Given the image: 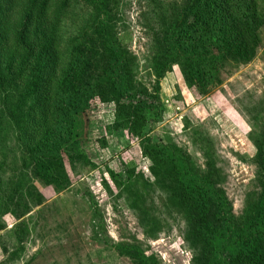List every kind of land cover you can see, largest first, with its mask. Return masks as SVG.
Instances as JSON below:
<instances>
[{
  "label": "trees",
  "instance_id": "trees-1",
  "mask_svg": "<svg viewBox=\"0 0 264 264\" xmlns=\"http://www.w3.org/2000/svg\"><path fill=\"white\" fill-rule=\"evenodd\" d=\"M146 1L144 28L151 37L150 63L159 80L177 65L186 86L205 95L219 86L217 73L224 60L247 64L258 50L264 0H186L181 8ZM120 4L0 0V143L7 120L23 154L21 167L35 162L38 173L51 182L47 174L54 172L52 160L62 156L71 164L85 161L93 166L81 146L84 126H90L87 113L98 105L110 106V130H122L129 140L145 145L150 177L188 221L192 264H264V184L244 218L235 220L209 171L196 170L192 157L170 141L150 143L149 125L161 122L164 106L157 94L151 101L146 88L134 82L135 59L117 43ZM68 32L72 36L64 38L62 33ZM133 93L140 98L134 99ZM101 143L106 146L104 137ZM256 162L264 175V143L257 148ZM106 173L113 181L117 178L108 169ZM130 175V170L125 180L119 175L118 188L131 189L126 185ZM13 183L21 187L23 179ZM141 187L149 189L146 182ZM3 195L0 207L5 211ZM115 248L125 250L133 264H157L138 249Z\"/></svg>",
  "mask_w": 264,
  "mask_h": 264
},
{
  "label": "rangeland",
  "instance_id": "rangeland-1",
  "mask_svg": "<svg viewBox=\"0 0 264 264\" xmlns=\"http://www.w3.org/2000/svg\"><path fill=\"white\" fill-rule=\"evenodd\" d=\"M120 1L117 43L135 59L134 82L146 88L151 101L157 94L164 106L161 122L149 125L150 143L170 141L189 154L196 170L209 171L235 220L244 218L264 184L256 162L257 148L264 143V27L251 61L224 60L217 73L219 86L204 95L186 86L177 65L156 78L150 63L151 37L144 28L147 1ZM160 1L177 8L186 2ZM92 30L90 26L89 33ZM87 115L90 128L84 126L81 146L93 166L85 161L71 164L62 156L52 160L54 172L47 174L51 182L38 173L35 162L21 167L23 154L6 120L0 143V195L6 194L8 205L5 211L0 207V264H133L125 250H116L117 244L138 249L157 264H192L189 223L150 177L145 145L129 140L122 130H110V106L92 107ZM107 169L116 174L115 181ZM127 170L128 192L116 181L119 175L125 180ZM20 178L23 185L18 187L13 182ZM145 182L149 189L141 187Z\"/></svg>",
  "mask_w": 264,
  "mask_h": 264
}]
</instances>
